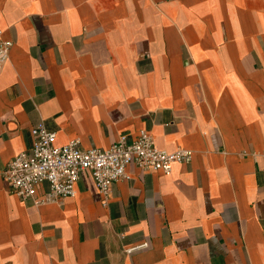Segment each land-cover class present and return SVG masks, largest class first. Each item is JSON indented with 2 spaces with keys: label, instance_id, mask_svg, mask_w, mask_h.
Segmentation results:
<instances>
[{
  "label": "crops",
  "instance_id": "crops-1",
  "mask_svg": "<svg viewBox=\"0 0 264 264\" xmlns=\"http://www.w3.org/2000/svg\"><path fill=\"white\" fill-rule=\"evenodd\" d=\"M0 29V264H264V0H0ZM42 120L193 157L36 205L3 170Z\"/></svg>",
  "mask_w": 264,
  "mask_h": 264
},
{
  "label": "built area",
  "instance_id": "built-area-1",
  "mask_svg": "<svg viewBox=\"0 0 264 264\" xmlns=\"http://www.w3.org/2000/svg\"><path fill=\"white\" fill-rule=\"evenodd\" d=\"M13 41L2 37L0 29V72L10 57ZM33 144L30 150L19 151L6 165L3 177L12 193L33 199L36 205L74 197L76 183L83 172H88L108 203V194L114 182L129 178L128 166L169 172L175 162L188 163L193 150L177 147L168 150L157 145L152 133L142 128L137 135L122 133L109 147H82L79 138L57 144V132L49 130L44 121L32 127ZM264 156V149L260 152ZM47 183L45 195L37 198L40 186ZM148 241L129 250L147 247Z\"/></svg>",
  "mask_w": 264,
  "mask_h": 264
}]
</instances>
